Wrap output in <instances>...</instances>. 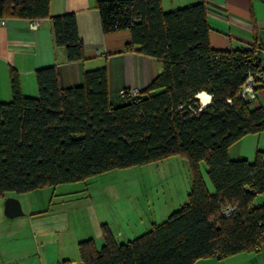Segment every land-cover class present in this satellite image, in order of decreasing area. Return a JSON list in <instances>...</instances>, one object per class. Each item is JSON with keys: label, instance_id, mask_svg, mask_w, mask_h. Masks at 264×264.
Wrapping results in <instances>:
<instances>
[{"label": "trees", "instance_id": "trees-1", "mask_svg": "<svg viewBox=\"0 0 264 264\" xmlns=\"http://www.w3.org/2000/svg\"><path fill=\"white\" fill-rule=\"evenodd\" d=\"M49 2L0 0V19L48 18L54 46L64 47L68 61L83 60L75 15L52 16ZM96 8L103 32L128 30L125 50L152 57L156 76L130 96V89L109 91L105 65L86 70L72 87H62L57 68L46 66L35 70L38 96L31 97L12 72L11 99L0 102V198L180 155L191 176L187 203L123 243L101 225L99 249L92 239L78 243L83 263L193 264L258 250L264 202L254 199L264 194V151L231 159L228 148L264 131V104L238 97L248 71L260 66L259 51L213 49L203 2L164 11L160 0H98ZM201 92L210 95L206 105ZM226 205L235 206L227 216Z\"/></svg>", "mask_w": 264, "mask_h": 264}, {"label": "crops", "instance_id": "crops-1", "mask_svg": "<svg viewBox=\"0 0 264 264\" xmlns=\"http://www.w3.org/2000/svg\"><path fill=\"white\" fill-rule=\"evenodd\" d=\"M97 1L49 2L50 15H75L78 36L84 49V58L80 61H68L64 47L54 46L48 18H8L3 24L0 22V102L11 99L12 72L17 74L22 94L37 97L35 70L46 66L57 68L62 87L80 84L86 70L103 65L107 69L108 89L112 93L123 89L141 92L148 87L158 72L156 61L125 50V44L130 39L128 30L103 32ZM160 1L164 11L203 2L210 28L209 42L215 50L264 47V0ZM256 55L264 67V53ZM255 103L254 106L264 104V89L258 90ZM258 150L264 151V131L244 135L230 145L228 155L231 159L244 157L252 160ZM259 196L264 199V194ZM5 197L0 198V264H84L78 243L92 239L99 249L103 243L101 225L109 227L119 244L148 231L154 224L166 220L169 214L168 205L162 207L161 216L165 217L161 219L155 214L152 204L146 205L140 212L131 211L129 205L126 208L128 212H133L130 214L118 212L120 208L115 203L99 208L100 212L88 205L85 207L89 210L88 215L78 217L63 211L33 209L32 206L26 209L18 198L23 214L6 217L2 206ZM193 264H264V243L256 251H241L224 258L207 256Z\"/></svg>", "mask_w": 264, "mask_h": 264}, {"label": "rangeland", "instance_id": "rangeland-1", "mask_svg": "<svg viewBox=\"0 0 264 264\" xmlns=\"http://www.w3.org/2000/svg\"><path fill=\"white\" fill-rule=\"evenodd\" d=\"M198 96L203 104L204 93ZM199 169L207 189L213 191L205 161L199 163ZM190 183L186 159L180 155H171L141 165L97 173L84 180L46 185L27 194L8 193L6 196L21 198L26 209L32 206L33 209L63 211L69 216L78 217L88 215L89 210L85 208L88 205L96 207L100 212L101 208L116 203V207L120 208L118 212L133 214L131 211L140 212L143 207L152 204L155 214L164 219L162 217L165 216H161L163 206L168 205L170 215L187 203ZM254 202L262 203L264 199L258 195ZM129 205L131 211L128 212L126 207ZM158 221H161L160 218Z\"/></svg>", "mask_w": 264, "mask_h": 264}, {"label": "built area", "instance_id": "built-area-1", "mask_svg": "<svg viewBox=\"0 0 264 264\" xmlns=\"http://www.w3.org/2000/svg\"><path fill=\"white\" fill-rule=\"evenodd\" d=\"M0 22L3 24L5 20L0 19ZM256 49L259 51V53H264V47H259ZM262 84H264V67L261 66V61H260L259 68L248 71L246 78L239 89L238 97L253 103L257 98V93H258L257 89ZM120 93L123 94V91L121 90ZM136 93H137L136 90L129 91L130 96H133ZM234 210H235V206L226 205L221 208V214L227 216L229 213L233 212Z\"/></svg>", "mask_w": 264, "mask_h": 264}, {"label": "water", "instance_id": "water-1", "mask_svg": "<svg viewBox=\"0 0 264 264\" xmlns=\"http://www.w3.org/2000/svg\"><path fill=\"white\" fill-rule=\"evenodd\" d=\"M2 206H3V214L6 217H15L23 214L20 200L15 196L12 195L6 196L3 200Z\"/></svg>", "mask_w": 264, "mask_h": 264}, {"label": "bare ground", "instance_id": "bare-ground-1", "mask_svg": "<svg viewBox=\"0 0 264 264\" xmlns=\"http://www.w3.org/2000/svg\"><path fill=\"white\" fill-rule=\"evenodd\" d=\"M205 95V94H204ZM209 100H210V97L208 96V95H205L204 97H203V104H208L209 103Z\"/></svg>", "mask_w": 264, "mask_h": 264}]
</instances>
